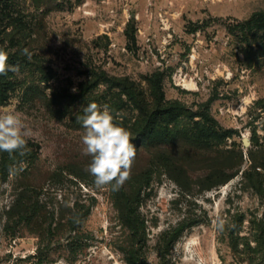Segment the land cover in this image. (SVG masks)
Here are the masks:
<instances>
[{"label": "rangeland", "instance_id": "rangeland-1", "mask_svg": "<svg viewBox=\"0 0 264 264\" xmlns=\"http://www.w3.org/2000/svg\"><path fill=\"white\" fill-rule=\"evenodd\" d=\"M22 10L31 25V49L42 57L53 88L73 91L91 70L110 79L129 77L140 88H148L153 78L168 101L185 108L186 122L193 116L192 122L206 121L218 131L215 149H242L245 168L249 151L264 144V56L247 48L240 31L241 23L264 10V0H47L40 9L27 0ZM6 112L19 114L29 133L24 139L39 148L38 174L49 200L66 196L73 202L80 192L84 201L88 195L97 198L84 224L83 245L71 252L61 231L42 242L50 250L42 264H129L130 230L114 205L111 184L96 189L86 171L91 157L82 154L83 126L54 116L41 100L25 103L16 96L0 105V113ZM210 155L188 163L195 176L214 163ZM150 157L140 153L135 164L147 165ZM71 165L85 169L91 186L76 185L66 173L52 178ZM198 178L187 183L191 193L186 194L168 176L157 175L141 205L147 229L144 242L137 243L144 256L136 264L261 261L240 252L242 245L235 250L229 234L241 217L240 236L251 234L252 220L264 214V197L243 184L242 173L204 191L194 183ZM10 187L0 195V264H40L38 234L26 226L15 236L4 229ZM184 219L193 225L170 238L166 232Z\"/></svg>", "mask_w": 264, "mask_h": 264}, {"label": "trees", "instance_id": "trees-1", "mask_svg": "<svg viewBox=\"0 0 264 264\" xmlns=\"http://www.w3.org/2000/svg\"><path fill=\"white\" fill-rule=\"evenodd\" d=\"M26 1L0 0V49L8 54V65L18 66L19 69L0 76V105H8L16 96L25 103L41 100L54 116L68 118L82 126V118L86 115L84 108L95 102L101 108L106 105L114 121L131 132L136 156L130 169V178L118 190H113L110 185L114 205L123 224L130 230V247L127 250L129 264H136L135 261L144 256L142 250L136 248L137 243L144 242L147 229L141 205L148 191L153 188L157 175L168 176L184 193L190 194L187 183L194 177H199L194 183L200 191H204L224 185L242 173L243 184L264 197V144L249 151V165L245 168L244 151L236 146L215 149L213 142L219 135L218 131L208 126L206 121L192 122L193 116L191 121L186 122L185 108L168 101L156 79L149 80L148 88H140L129 77L110 79L106 72L91 70L73 91L67 87L53 88L49 84L52 75L43 67L42 57L31 49V25L22 10V4ZM46 1L30 0L36 9H40ZM240 27L241 41L247 48L264 56V10L255 12ZM25 48L31 54L30 57L22 54ZM42 83H46V86H42ZM191 123L194 125L191 126ZM25 150V156L19 153L10 156L7 152H0V195L8 183L12 193L11 202L2 213L3 226L13 236L24 226L38 234L41 241L37 253L42 264L50 253L48 247L42 248V242L47 238L52 239L61 231H65L64 234L68 236L67 247L71 252H76L78 246L83 245L84 224L97 198L88 195L84 201L81 198L83 193L80 192L73 202L66 196L56 201L49 200L41 182L42 174H38L39 148L34 142L26 140ZM145 151L151 156L148 164L136 165L139 154ZM209 153L214 163L206 172L195 176L188 163ZM20 167H23V171H17ZM77 167L71 165L57 170L52 178L59 179L66 173L73 175L71 181L76 185L84 183L91 186L89 176L83 174L85 169ZM192 225L184 219L166 233L170 238L178 237ZM242 226L243 217L235 222L229 234L231 244L237 251L242 245L240 252L248 253L251 258L260 257L261 261L256 264H264V214L252 220L250 235L240 236ZM252 242L255 245L252 246Z\"/></svg>", "mask_w": 264, "mask_h": 264}, {"label": "clouds", "instance_id": "clouds-1", "mask_svg": "<svg viewBox=\"0 0 264 264\" xmlns=\"http://www.w3.org/2000/svg\"><path fill=\"white\" fill-rule=\"evenodd\" d=\"M22 54L29 57L31 55L27 48L22 50ZM7 61L8 54L0 49V76L19 70L18 66H9ZM84 112L86 115L82 118L85 129L81 138L82 154L91 157L86 171L94 177L96 187L111 184L113 190H118L130 178V169L136 156L132 134L114 121L106 105L101 108L92 102L84 108ZM24 129L25 125L19 114L0 113V152H7L10 156L13 153L25 156L27 152L24 137L29 133ZM17 171H23V167Z\"/></svg>", "mask_w": 264, "mask_h": 264}, {"label": "water", "instance_id": "water-1", "mask_svg": "<svg viewBox=\"0 0 264 264\" xmlns=\"http://www.w3.org/2000/svg\"><path fill=\"white\" fill-rule=\"evenodd\" d=\"M244 144H245L246 146L249 145V140H248L247 138L244 139Z\"/></svg>", "mask_w": 264, "mask_h": 264}]
</instances>
